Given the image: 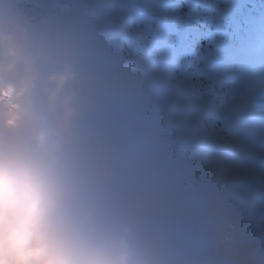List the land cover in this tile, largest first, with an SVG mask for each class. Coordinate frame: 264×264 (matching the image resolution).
<instances>
[{
  "label": "trees",
  "instance_id": "obj_1",
  "mask_svg": "<svg viewBox=\"0 0 264 264\" xmlns=\"http://www.w3.org/2000/svg\"><path fill=\"white\" fill-rule=\"evenodd\" d=\"M11 3L12 0H6V6ZM19 23L24 24V19L22 15L16 17L13 10L8 15H0V115H8V122L11 123L20 111L16 98L23 96L28 104L47 117L69 155L86 162L94 170L105 186L114 210L121 218L129 221L130 246L134 255L143 260L144 264H264V243L254 248L253 232L257 227L252 224L247 208L243 207L235 212L234 202L243 194L240 191L242 188L231 192L224 190V185L229 181L232 183L233 178L238 176L241 170L239 164L224 168L219 161L215 166L214 159L209 162V158L205 157L203 167L206 170H202L195 169L194 163L179 156L178 160L171 163L180 170L179 176L182 173L180 178L184 182L195 181L191 194L179 206L171 202L169 192L165 189L141 192L138 197L131 188L128 192H123L126 190L125 186L120 192H113L108 185L112 167L106 173L105 171L110 158L118 156L119 148L115 144H109V138L114 136L115 131L93 130L82 117L83 110L79 106L83 89L93 91V87H99L97 74L106 53L103 40L100 45H95L96 36L90 29L83 41L71 40V48L60 47L55 52L48 42L44 43L47 48L41 47V35L28 36V30L22 32L18 27ZM166 25L160 24L159 27ZM157 30L145 31L151 36ZM28 37L29 40H25ZM115 50L113 48V52ZM39 56L46 59L49 67L46 72H42L37 66ZM118 57L116 50V61ZM68 58L71 59V66L78 70L71 76L65 74L58 65ZM115 64L116 69L119 64ZM111 83L118 90L116 100H120L124 94L129 101L139 99L152 102L151 108L157 116L154 115L155 122L151 120L150 113L144 109V102L138 113L137 123L133 120L137 117V111L132 106L129 112L133 118H126L129 129L122 136L125 138L122 139V144L129 140L132 132L141 133L149 128H161L165 101H153L154 96L149 92L143 100L139 94L140 85L136 82L130 81L124 89H120L119 79ZM150 88L153 93H158V89ZM85 101L92 107L88 99ZM67 113L73 118L67 116ZM177 114L178 112L172 114L174 120ZM178 131H182V128L178 127ZM159 137L144 135V143L149 144L150 149L154 146L160 150L157 148V144L162 145V140H157ZM171 146L174 147L173 143ZM145 151L140 149L136 152L143 154ZM162 153L166 158V151ZM187 153L190 151L187 150ZM123 158L124 154L118 160L123 162ZM130 166V161H127L126 167L130 169ZM163 171L170 173L168 170ZM209 176L216 178L211 189L208 187L210 182L204 183ZM246 179L248 178L245 177L244 180ZM116 187L119 189L117 184Z\"/></svg>",
  "mask_w": 264,
  "mask_h": 264
},
{
  "label": "clouds",
  "instance_id": "obj_2",
  "mask_svg": "<svg viewBox=\"0 0 264 264\" xmlns=\"http://www.w3.org/2000/svg\"><path fill=\"white\" fill-rule=\"evenodd\" d=\"M16 103L11 123L0 115V264H144L94 170L43 113Z\"/></svg>",
  "mask_w": 264,
  "mask_h": 264
},
{
  "label": "rangeland",
  "instance_id": "obj_3",
  "mask_svg": "<svg viewBox=\"0 0 264 264\" xmlns=\"http://www.w3.org/2000/svg\"><path fill=\"white\" fill-rule=\"evenodd\" d=\"M35 3L36 6H38L37 9H35L33 11V14L35 16V18H33L31 21L34 20L35 25L37 28H40L44 23L45 20L47 18H52L54 12L56 11L57 5L60 2V0H31ZM76 3V8L73 10V12L75 13L73 20L74 22L72 23V25L70 26L68 24V22L65 23H61V26H66V29H71V31H73L72 33V41H79L80 39L83 38L84 35V30H83V26L80 24V22H83V18H84V14H88V12H90V17L92 18V16L94 17V12L91 11L92 6L91 5H87L85 3V0H75ZM93 0H90V2H92ZM32 5V4H31ZM28 5L26 6V12L29 14L30 11V6ZM41 10H44V12H40ZM72 11V9H71ZM81 12V13H79ZM99 24V29H102L104 26V22L98 21ZM75 26V28H73ZM102 31V30H100ZM64 42L68 44V47L71 48V37L70 39H64ZM63 41L58 40L59 46L60 45H64ZM56 46V42L54 41L53 43ZM58 47V46H56ZM59 66H61L62 70L64 72H69L70 70V75H71V59L68 58V60H62L59 64ZM217 76V75H216ZM216 76H212V78L214 79ZM247 117L244 118L245 121H247ZM162 179V178H161ZM110 180H113V178H110ZM163 181H165V179H163ZM167 186V185H166Z\"/></svg>",
  "mask_w": 264,
  "mask_h": 264
}]
</instances>
